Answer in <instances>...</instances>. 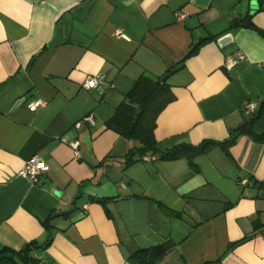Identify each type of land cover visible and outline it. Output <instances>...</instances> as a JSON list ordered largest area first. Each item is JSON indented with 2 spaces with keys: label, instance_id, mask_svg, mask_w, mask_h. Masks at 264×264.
<instances>
[{
  "label": "crops",
  "instance_id": "1",
  "mask_svg": "<svg viewBox=\"0 0 264 264\" xmlns=\"http://www.w3.org/2000/svg\"><path fill=\"white\" fill-rule=\"evenodd\" d=\"M254 1L0 0V250L35 243L36 264H131L170 242L158 264H264V36L231 28L252 16L264 33ZM98 75L102 94L82 88ZM142 75L165 77L175 97L156 121L160 151L240 130L230 157L217 145L192 164L147 156L126 168L134 144L106 123ZM34 156L47 171L31 184L18 172Z\"/></svg>",
  "mask_w": 264,
  "mask_h": 264
},
{
  "label": "trees",
  "instance_id": "2",
  "mask_svg": "<svg viewBox=\"0 0 264 264\" xmlns=\"http://www.w3.org/2000/svg\"><path fill=\"white\" fill-rule=\"evenodd\" d=\"M231 28L253 30L264 36V33L253 24L252 16L234 20ZM196 48L194 47L191 53ZM176 70L178 68L171 69L169 73ZM163 78H152L147 75H142L138 78L130 92L126 95L124 102L116 109L114 116L106 123L108 130L113 131L134 144L124 159V166L127 168L147 156H157L160 161L168 162L186 158L192 164L195 156L205 154L217 145L223 148L225 154L230 157L229 149L235 144L240 135V130L235 131L229 140L224 143L209 141L197 147L179 145L170 151H160L157 148L154 138L157 118L175 100L166 81H162ZM257 139L264 141V135ZM160 208L171 217L181 218V215L161 205ZM246 239H249V237ZM36 248L35 243L29 244L21 252L3 248L0 250V264H36V260L32 257V252ZM172 248L173 244L167 242L152 248L142 249L131 256L129 261L131 264H158L171 252Z\"/></svg>",
  "mask_w": 264,
  "mask_h": 264
},
{
  "label": "built area",
  "instance_id": "3",
  "mask_svg": "<svg viewBox=\"0 0 264 264\" xmlns=\"http://www.w3.org/2000/svg\"><path fill=\"white\" fill-rule=\"evenodd\" d=\"M185 17L186 16L184 14H181L179 16L181 20L185 19ZM241 59H242L241 55H238L237 58L229 56L225 60L224 67L227 70H229L233 68ZM105 84L106 81L104 77L102 75H98V76L86 78V80L82 84V88H84L85 90H96L102 94L105 90L104 89ZM44 104L45 103L42 100L35 101L29 105V111L36 112L38 109L44 107ZM243 109L247 115H252L256 111V105L254 103H247L244 105ZM85 121L90 124L93 123L92 117L86 118ZM79 127L80 124H77L76 128ZM70 147L73 150L75 156L78 157L79 142H73L72 144H70ZM143 159L145 161L149 160V158L147 157ZM46 171H47V167L45 166L43 161L40 158L34 156L24 164L23 168L18 172V176L24 180H27L31 184H35L40 180L41 176Z\"/></svg>",
  "mask_w": 264,
  "mask_h": 264
},
{
  "label": "water",
  "instance_id": "4",
  "mask_svg": "<svg viewBox=\"0 0 264 264\" xmlns=\"http://www.w3.org/2000/svg\"><path fill=\"white\" fill-rule=\"evenodd\" d=\"M260 3H261L260 0L254 1V5H255V6L259 5ZM61 42H62V40H61V38H60V34H57V35L55 36L54 40L51 42V44H50L49 47H50V48L56 47V46H58L59 44H61ZM232 43H233V38H232V35H231V34H226V35L222 36L221 38H219V40H218V45H219V47L222 48V49L228 48L229 46L232 45ZM165 79H166V78L164 77V78L162 79V81H165ZM19 103H21V101L18 102L17 105H19ZM17 105H16V106H17ZM250 133H251V132L247 131V134H250ZM72 211H73V208H69V209H67V210H64V211L58 212V213L56 214V216L69 215L70 213H72Z\"/></svg>",
  "mask_w": 264,
  "mask_h": 264
}]
</instances>
